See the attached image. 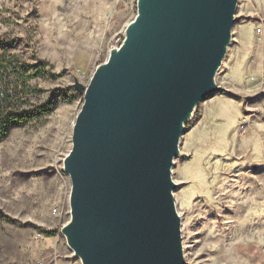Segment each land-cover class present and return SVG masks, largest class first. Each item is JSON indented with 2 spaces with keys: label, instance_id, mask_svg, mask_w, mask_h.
Returning <instances> with one entry per match:
<instances>
[{
  "label": "rangeland",
  "instance_id": "1",
  "mask_svg": "<svg viewBox=\"0 0 264 264\" xmlns=\"http://www.w3.org/2000/svg\"><path fill=\"white\" fill-rule=\"evenodd\" d=\"M138 0H0V60L33 76L0 142V264H81L70 220L72 149L87 86L119 47ZM232 39L209 95L185 124L173 167L184 264H264V0H237ZM4 70L0 69V81ZM24 77H21V81Z\"/></svg>",
  "mask_w": 264,
  "mask_h": 264
},
{
  "label": "water",
  "instance_id": "2",
  "mask_svg": "<svg viewBox=\"0 0 264 264\" xmlns=\"http://www.w3.org/2000/svg\"><path fill=\"white\" fill-rule=\"evenodd\" d=\"M237 0H138L122 44L95 70L64 160L81 264H184L173 167L185 124L230 45Z\"/></svg>",
  "mask_w": 264,
  "mask_h": 264
},
{
  "label": "trees",
  "instance_id": "3",
  "mask_svg": "<svg viewBox=\"0 0 264 264\" xmlns=\"http://www.w3.org/2000/svg\"><path fill=\"white\" fill-rule=\"evenodd\" d=\"M9 45L0 43V50ZM0 69L4 75L0 81V142L4 141L13 122H21L44 115L51 111L50 105L32 110H21V90H29L28 82L37 74L27 75L21 71V64L13 57L9 60L1 58ZM21 77L24 79L21 81Z\"/></svg>",
  "mask_w": 264,
  "mask_h": 264
}]
</instances>
